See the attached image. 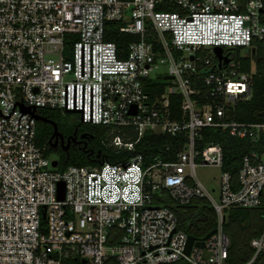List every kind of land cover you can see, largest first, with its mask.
Masks as SVG:
<instances>
[{"label": "built area", "instance_id": "obj_1", "mask_svg": "<svg viewBox=\"0 0 264 264\" xmlns=\"http://www.w3.org/2000/svg\"><path fill=\"white\" fill-rule=\"evenodd\" d=\"M109 22L139 40L121 50ZM262 42L264 0H0V264H231L227 211L264 208V122L232 114L257 69L243 71L232 49ZM25 109L76 112L109 128L118 153L147 132L186 142L175 162L136 154L61 170ZM205 129L252 145L236 177L223 170L217 198L196 177L199 165H224L220 144L198 145ZM163 190L180 206L214 207L204 248L187 254ZM249 247L241 264H264V232Z\"/></svg>", "mask_w": 264, "mask_h": 264}, {"label": "trees", "instance_id": "obj_2", "mask_svg": "<svg viewBox=\"0 0 264 264\" xmlns=\"http://www.w3.org/2000/svg\"><path fill=\"white\" fill-rule=\"evenodd\" d=\"M117 25V22L108 23L109 31L107 33V40L115 42L121 50H124L131 42L139 40L138 36L120 33L117 30ZM258 46L259 53L256 57L258 62L257 73L253 79L252 96L249 100L238 102L232 113L235 120L244 123L264 122V42L259 43ZM238 54L241 55V53ZM251 66L252 63L249 58L243 59V71H250ZM173 104L174 108L178 106L176 102ZM38 114L48 121L38 122V144L46 149L47 154L51 155L54 152L58 155L61 170H65L71 166H98L103 162L118 164L136 154L144 155L147 164L153 162L157 157L166 162H175L178 158V153L183 150L186 142L184 135L172 137L147 132L137 145L135 152L126 151L118 153L110 145L115 135L112 134L109 128L99 125H82L81 123L73 126H64L55 121L51 116V112L47 110H40ZM49 121L57 124L61 134L62 132L68 134L74 130V127L81 125V131H84L89 138L95 139V146L87 152H79L67 158L66 154H63L53 147L52 138L55 133V128ZM202 134L203 138L199 140L198 145L202 147L208 143L220 144L224 151L223 170L231 172L236 177L240 170L243 157L252 150L251 143L247 140L235 138L221 130L211 131L205 129ZM156 199L158 202L172 208L178 216L180 229L188 235L194 236L197 240H203L212 231L217 229L216 211L206 199L195 198L189 205L180 206L171 198L168 190H163L162 196L158 195ZM244 215H249L248 210L233 209L229 211L230 221L225 224V229L232 240L229 260L231 264H241L250 259L253 254V251L249 247L250 241L264 232V229H258L256 232L252 230V233L254 232L253 237L245 236L243 233L244 229L240 225V219ZM252 215L254 217L264 216V208L257 209ZM108 264L117 263L112 261ZM174 264L188 263L178 262Z\"/></svg>", "mask_w": 264, "mask_h": 264}, {"label": "rangeland", "instance_id": "obj_3", "mask_svg": "<svg viewBox=\"0 0 264 264\" xmlns=\"http://www.w3.org/2000/svg\"><path fill=\"white\" fill-rule=\"evenodd\" d=\"M229 50V49H228ZM232 51H236L238 58H249L251 60L253 69H257V55L259 53V46L252 47L251 49H232ZM238 53H241L239 55ZM165 70V69H164ZM156 80H161L162 82L168 83L169 81L161 78H156ZM47 110V109H41ZM40 111V110H39ZM38 111V113H39ZM51 112L52 118L58 123L64 126H73L78 123H81L80 116L76 113L65 112L62 110H47ZM51 159H60L57 154L54 152L50 155ZM223 173V169L217 166H201L199 165L196 168V177L197 179L205 186L207 189L214 195L215 198L219 196L220 189V177ZM248 210L249 215H244L240 219V225L244 229L243 233L245 236H254V232L258 229H264V216L254 217L252 213L257 211V209H246ZM230 221L229 219V211H227V223ZM252 230H255L252 233ZM232 242V240L230 239Z\"/></svg>", "mask_w": 264, "mask_h": 264}, {"label": "flooded vegetation", "instance_id": "obj_4", "mask_svg": "<svg viewBox=\"0 0 264 264\" xmlns=\"http://www.w3.org/2000/svg\"><path fill=\"white\" fill-rule=\"evenodd\" d=\"M81 124L83 125L82 122ZM81 127V125H77L74 127V130L68 134L62 132L63 137L61 136L58 140L56 138L52 140L53 147L63 154H66L67 158L79 152H87L92 149L96 141L94 138H89L84 131H81Z\"/></svg>", "mask_w": 264, "mask_h": 264}, {"label": "water", "instance_id": "obj_5", "mask_svg": "<svg viewBox=\"0 0 264 264\" xmlns=\"http://www.w3.org/2000/svg\"><path fill=\"white\" fill-rule=\"evenodd\" d=\"M216 53L218 54L220 60H222L223 48L217 47ZM192 59H194V57ZM25 112H31L38 122H48L45 118H43L39 114H36V109H34L33 111H31V109H25ZM70 113H76V112L71 111ZM50 123L54 125V128H55V133H54L52 140L55 138L58 140L62 136V134L59 132L57 124H55L54 122H50ZM58 164H59L58 161H54L53 163L54 167H57ZM59 197L60 199H64V184L59 185ZM216 231H217L216 229L212 231L203 240H197L194 236L189 235L188 244L186 248L187 254L190 255L194 247L204 248L206 240H208L211 236H213L216 233ZM208 256H209L208 253H206L205 257H208Z\"/></svg>", "mask_w": 264, "mask_h": 264}, {"label": "crops", "instance_id": "obj_6", "mask_svg": "<svg viewBox=\"0 0 264 264\" xmlns=\"http://www.w3.org/2000/svg\"><path fill=\"white\" fill-rule=\"evenodd\" d=\"M233 210V209H232ZM234 210H236V209H234ZM256 210V209H255ZM231 211V210H230Z\"/></svg>", "mask_w": 264, "mask_h": 264}]
</instances>
